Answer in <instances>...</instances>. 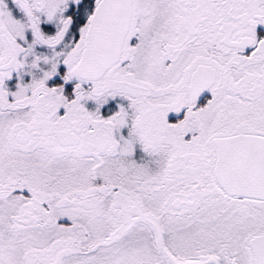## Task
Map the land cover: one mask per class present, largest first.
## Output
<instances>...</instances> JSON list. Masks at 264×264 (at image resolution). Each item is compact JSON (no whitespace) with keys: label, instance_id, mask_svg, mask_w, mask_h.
<instances>
[{"label":"snow or ice","instance_id":"obj_1","mask_svg":"<svg viewBox=\"0 0 264 264\" xmlns=\"http://www.w3.org/2000/svg\"><path fill=\"white\" fill-rule=\"evenodd\" d=\"M0 264H264V0H0Z\"/></svg>","mask_w":264,"mask_h":264}]
</instances>
